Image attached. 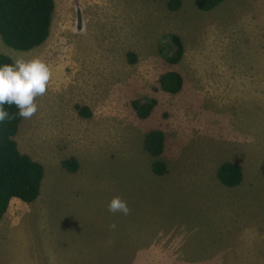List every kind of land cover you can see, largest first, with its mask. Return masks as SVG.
Instances as JSON below:
<instances>
[{"label":"rangeland","instance_id":"1","mask_svg":"<svg viewBox=\"0 0 264 264\" xmlns=\"http://www.w3.org/2000/svg\"><path fill=\"white\" fill-rule=\"evenodd\" d=\"M171 35L182 43L176 63L164 56L176 54ZM0 51L52 73L14 136L43 165L40 194L11 201L0 264H264V0L209 11L195 0L176 10L168 0H54L43 43L19 51L0 40ZM169 69L183 78L173 94L158 81ZM136 98L156 100L148 117ZM155 128L158 157L143 148ZM70 157L74 172L61 164ZM224 161L240 165L238 185L217 178ZM114 196L128 215L108 211Z\"/></svg>","mask_w":264,"mask_h":264},{"label":"trees","instance_id":"2","mask_svg":"<svg viewBox=\"0 0 264 264\" xmlns=\"http://www.w3.org/2000/svg\"><path fill=\"white\" fill-rule=\"evenodd\" d=\"M197 7L203 11H209L221 0H195ZM181 0H168L170 9H177ZM54 0H0V40L15 50L28 51L43 43L50 31ZM176 43V54L166 56L170 63L178 62L182 53V43L178 36L171 35ZM133 58V55H132ZM10 56L0 51V63H11ZM160 88L168 93H177L183 85L182 75L175 69L165 71L159 77ZM156 104L155 99H145L141 104L139 99L131 100V106L135 113L142 119L148 117ZM10 113L18 110L15 105H5ZM79 114L90 116L89 110L77 106ZM22 118L5 121L0 124V223L9 210L13 199L28 203L34 201L40 194L43 178V165L32 159L30 155L20 152L14 136L18 130ZM164 146V135L160 129L147 131L143 138V148L153 157H158ZM62 166L70 172L78 168V162L74 157L62 160ZM155 174L165 173V163L155 159L152 163ZM220 183L232 187L242 180V170L239 164L224 161L216 170Z\"/></svg>","mask_w":264,"mask_h":264},{"label":"clouds","instance_id":"3","mask_svg":"<svg viewBox=\"0 0 264 264\" xmlns=\"http://www.w3.org/2000/svg\"><path fill=\"white\" fill-rule=\"evenodd\" d=\"M51 69L39 58H15L11 63H0V124L16 119H31L38 111L36 98L47 91ZM5 105H15L18 110L10 113ZM111 213L128 215V203L120 196H114L108 204ZM115 229L116 225H110Z\"/></svg>","mask_w":264,"mask_h":264}]
</instances>
